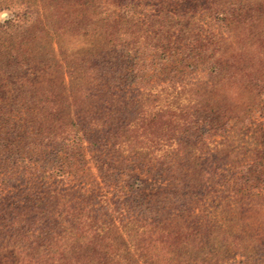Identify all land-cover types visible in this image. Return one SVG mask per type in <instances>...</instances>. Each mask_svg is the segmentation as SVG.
<instances>
[{"label": "trees", "instance_id": "16d2710c", "mask_svg": "<svg viewBox=\"0 0 264 264\" xmlns=\"http://www.w3.org/2000/svg\"><path fill=\"white\" fill-rule=\"evenodd\" d=\"M194 4L206 38L163 30L173 16L140 17L137 0H0L12 14L0 22V76L43 61L48 44L82 80L77 99L58 98V122L41 121L58 124L49 160L0 146V256L264 264V142L247 134L264 115V0ZM229 23L236 40L221 34L222 45ZM184 36L199 44L179 46ZM199 65L205 77L191 76ZM86 150L96 174L80 170Z\"/></svg>", "mask_w": 264, "mask_h": 264}, {"label": "rangeland", "instance_id": "374dc122", "mask_svg": "<svg viewBox=\"0 0 264 264\" xmlns=\"http://www.w3.org/2000/svg\"><path fill=\"white\" fill-rule=\"evenodd\" d=\"M194 2L202 4V0H137L138 6L136 12L140 17L148 14L152 17L159 18L162 16V11H165L173 16L171 18L173 20L172 22L170 21L169 24L173 27L167 26L166 29L163 30H176L178 35H181V32L184 30H189V32L194 34L199 33L203 38H206V32L209 31L207 29L208 25H204L203 30H200V28L198 29L196 25L198 14L194 11L199 10V6L196 7ZM11 16L12 14L10 11L6 9L1 10L0 22L3 23ZM191 16L193 17L189 24V18H191ZM157 26V24L152 22L151 26L144 25L143 30L150 29L155 31L157 30ZM192 27H195L194 30H192ZM229 27L227 29L224 28L223 31H216L218 36V41L216 40V42L226 45L227 42L225 41L227 40L220 39L221 34L223 38H227L230 41L236 40V37L232 38L234 27L231 23H229ZM215 28H218V24L215 25ZM244 32L246 34L248 31L244 30ZM228 34H230V38L227 37ZM245 38L247 37L242 36L238 38L239 40L235 43L240 50H245L248 47ZM196 39L185 38L184 36L179 42V46H197L199 42L198 40L195 41ZM205 43L208 42L205 41ZM51 48L52 47L48 44L44 47L43 52L46 53L47 56L43 61L34 62V64H29L27 66L12 67L7 75L0 76V146L3 143L27 149V154L23 156H26V160H31L33 166H39L49 160L51 155L49 148L52 146L55 147L56 144H58V124H54L58 122V98L61 97V95L64 96V92L67 100L68 97L70 99H77L78 85L82 83V80H79V78L73 79L64 72V68L61 67L58 62V51H53ZM57 48L58 47H56V49ZM205 74L206 73L200 69L199 65L198 71L192 73L191 76L205 77ZM223 74L225 78H228V73L225 72ZM152 80H154V78H152ZM37 101H43V103L45 101V103L42 107L41 105L34 107ZM66 109L67 108H65L64 111ZM73 110L77 112V108H73ZM85 111H87V109H85L84 112ZM47 116H49L50 120L54 119V123H41ZM252 119L254 123L251 125V131H249V133L247 132L248 136H252V130L257 128L259 130L258 134L262 135L259 137L260 141L258 142H264V115L261 116L256 113ZM151 126H153V122H151ZM217 138H219V136ZM253 141V138H248V142ZM88 144V141L85 140V145ZM2 154L3 152L0 150V160ZM90 156L91 154L86 150V163L80 167V170H84L85 172L90 171L91 174H96L97 169L94 162L90 159ZM76 164L77 163H75V165ZM48 172L49 170L46 171V174H48ZM51 249L52 252H50V255L52 256L54 253L56 254L58 244ZM34 258V260L33 258H25V260H33L32 264H44L43 261L45 259H43L42 256H40V258ZM13 262H15V258L12 256H0V264H12Z\"/></svg>", "mask_w": 264, "mask_h": 264}]
</instances>
